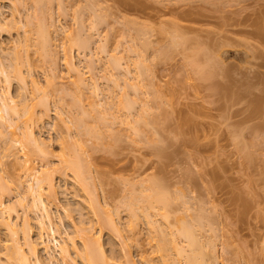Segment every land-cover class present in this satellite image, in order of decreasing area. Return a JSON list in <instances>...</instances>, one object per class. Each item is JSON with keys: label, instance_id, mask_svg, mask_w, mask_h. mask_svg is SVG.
I'll use <instances>...</instances> for the list:
<instances>
[{"label": "rangeland", "instance_id": "374dc122", "mask_svg": "<svg viewBox=\"0 0 264 264\" xmlns=\"http://www.w3.org/2000/svg\"><path fill=\"white\" fill-rule=\"evenodd\" d=\"M38 1L0 0V94L16 110L0 112L14 122L0 127V201L14 238L41 235L57 264H84L89 229L111 264H162L160 225L189 247L180 255L163 238L172 264H186L191 247L202 252L193 264H264V38L255 27L264 0ZM22 105L38 147L22 135ZM63 149L84 183L64 167ZM25 163L42 179L65 255L48 242L47 221L36 223ZM152 186L167 210L146 209ZM182 224L201 246L188 245ZM12 236L0 228V264ZM39 257L50 264L43 249Z\"/></svg>", "mask_w": 264, "mask_h": 264}, {"label": "bare ground", "instance_id": "6f19581e", "mask_svg": "<svg viewBox=\"0 0 264 264\" xmlns=\"http://www.w3.org/2000/svg\"><path fill=\"white\" fill-rule=\"evenodd\" d=\"M35 1H37V0H35ZM39 1H41L42 2V0H39ZM38 1V2H39ZM46 1V0H45ZM49 1V0H48ZM36 3V2H35ZM44 4H45V2H44ZM47 4V3H46ZM41 6V5H40ZM36 7V6H35ZM37 8H38V3H37ZM37 17H39L40 18V16H37ZM36 17V18H37ZM38 18V19H39ZM37 22V21H36ZM43 22V21H42ZM37 23H39V21L37 22ZM36 23V24H37ZM41 23V22H40ZM44 24V23H43ZM38 25V24H37ZM41 25V24H40ZM40 25H38L37 26V28L39 29V30H44L43 29V27H42V29H40L39 27H40ZM255 25H257V26H255V27H257V29H256V35H258V36H260L261 38H264V22H258V23H256ZM36 28V30L35 31H37L38 29ZM47 28V27H46ZM38 32H40V31H38ZM38 32H36L37 34H38ZM46 32H47V29L45 30V32L43 31V33L44 34H46ZM43 33H41V35L43 34ZM40 34V33H39ZM43 34V35H44ZM47 35V34H46ZM39 36V35H38ZM42 37V36H41ZM40 37V38H41ZM48 37H49V35H48ZM79 37V36H78ZM47 38V37H46ZM46 40H48V39H45V41ZM78 40V42H79V40H80V38H78L77 39ZM264 40V39H263ZM40 41V40H39ZM42 42V40L40 41V43L42 44V43H47V42ZM75 41V40H74ZM171 41H172V39H171ZM176 41V40H175ZM174 41V42H175ZM75 42H77V41H75ZM145 43H146V41H145ZM144 43V44H145ZM176 43V42H175ZM79 44V43H78ZM172 44V43H171ZM43 47L45 48V46L43 45ZM48 47V46H47ZM44 48H43V51H44ZM41 49H42V45H41ZM46 49V48H45ZM46 51V50H45ZM162 51V50H161ZM163 52V51H162ZM165 52V51H164ZM168 53V52H167ZM139 54V53H138ZM162 54V56H163V53H161ZM160 54V55H161ZM165 55V54H164ZM139 57V56H138ZM141 57V56H140ZM117 59V58H116ZM143 59V58H142ZM138 60V63H141V60L139 61V59H137ZM117 61V60H116ZM137 62V61H136ZM212 62V61H211ZM117 65H118V63H116ZM120 64V63H119ZM136 65V64H135ZM138 66V68L140 67L139 65H137ZM71 67L73 68V70L75 71V69H77L76 67H73V64H71ZM75 68V69H74ZM203 68V67H202ZM209 69V68H208ZM16 70V69H15ZM78 70V69H77ZM145 70H147L146 68H145ZM205 70V69H204ZM211 70V69H210ZM137 71V70H136ZM138 71H139V69H138ZM1 72V71H0ZM140 72V71H139ZM143 72V71H142ZM203 72V71H202ZM201 72V73H202ZM208 72H210V71H208ZM15 73V72H14ZM19 73V72H18ZM206 73H207V71H206ZM206 73H205V75H206ZM212 72H210L209 74H211ZM78 74V73H77ZM208 74V75H209ZM7 75V74H6ZM19 75V74H18ZM204 75V74H203ZM202 75V76H203ZM206 76V77H209V76ZM8 77H9V75H7ZM15 76V75H14ZM17 76V75H16ZM139 76V75H138ZM141 76H143V75H141ZM6 77V76H5ZM205 77V76H204ZM211 77V76H210ZM144 78H146V77H144ZM6 80H8L7 78H5ZM32 81V83L34 84V85H36V81H34V79H32L31 80ZM117 80H115V82H116ZM137 82V81H136ZM118 83V82H117ZM128 83V82H127ZM140 84V83H139ZM138 84V85H139ZM128 85V84H127ZM131 85V84H130ZM140 86V85H139ZM128 87H129V85H128ZM141 87V86H140ZM224 87V86H223ZM218 88V87H217ZM137 91V90H136ZM9 96L8 97H6V95L5 96H3L2 94H0V112L2 111V109L4 110H6V111H8V109L10 108L11 110H12V112L11 113H13V111L15 112L16 110H14L15 108H14V106H10L11 105V103H9ZM24 107V108H23ZM8 108V109H7ZM22 108H23V110H22ZM22 108L20 109L21 111H18V112H20V113H28L27 115L26 114H24V115H26L25 117H24V121H22V122H24L25 124H23V123H21V124H23V130L22 131H24V134L22 133V135H28L29 136V140H31V142H33L34 143V146L36 145L37 147L39 146V141L33 136V134H32V131H31V126H30V124H27V121H29L30 120V116L32 115L30 112H32V111H28L27 112V110L25 109V106H23L22 105ZM113 108V107H112ZM144 109V108H143ZM26 110V111H25ZM30 110V109H29ZM8 111V112H9ZM115 113V112H114ZM14 114V113H13ZM16 114H17V112H16ZM15 114V115H16ZM111 114H113V113H111ZM110 114V115H111ZM12 115V114H11ZM10 115V116H11ZM24 115H21V116H24ZM20 116V117H21ZM144 116V115H143ZM127 117H128V115H127ZM144 118V117H143ZM4 118H3V115H1L0 114V124H1V126L0 127H2V125L4 126V127H6V129H7V127L9 128V127H11L12 125L14 126V122L12 123L10 120H12V119H10V118H8L9 119V121H6V120H3ZM76 119V118H75ZM79 119H81V118H79ZM78 119V120H79ZM145 119V118H144ZM6 121V123L5 122H3V121ZM83 120V119H82ZM125 120H127L126 119V116H125ZM139 121V120H138ZM144 121H146V120H144ZM144 121H142V122H144ZM7 122H9V123H7ZM78 122V121H77ZM129 122V121H128ZM140 122H141V120H140ZM82 123V122H81ZM80 123V124H81ZM83 123H84V120H83ZM135 123L137 124V122L135 121ZM130 124V123H129ZM132 124H133V122H132ZM30 127H29V126ZM128 127H129V125H127ZM136 126H138V124L136 125ZM16 127L20 130V126H18L17 124H16ZM17 128H12V129H9V131L11 132V133H15V131H16V129ZM22 129V128H21ZM88 130V129H87ZM134 130H137V128L136 129H134ZM2 131H3V129H2ZM2 131L0 132V133H2ZM21 131V130H20ZM21 131V132H22ZM138 131V130H137ZM136 131V132H137ZM138 135V134H137ZM28 138V137H27ZM26 138V139H27ZM17 140V139H16ZM19 140V139H18ZM15 141V140H14ZM16 142V141H15ZM28 142V141H27ZM5 143V142H4ZM10 145L9 143H6V145ZM5 147V146H4ZM3 147V148H4ZM7 148H9V146H7ZM7 148H5V149H7ZM9 150V149H8ZM7 151V150H6ZM66 151H64V149L62 150V153L60 154V156H61V161H63L64 163V167H66V168H68V166H69V168H71V170H73V172H75L76 174H75V176L74 177H79L80 176V173H81V165H80V163H79V160L77 161L76 159H73V158H70V157H68L69 155H68V153H65ZM245 152H247V154H248V151H245ZM246 153H245V155H247ZM76 156V155H75ZM74 156V157H75ZM248 156V155H247ZM253 156V155H252ZM77 157V156H76ZM80 159V158H79ZM25 162H26V160H25ZM25 166H23L24 167V171L26 172L25 174L27 175V176H29L28 178H31V179H33L34 180V184L33 183H31V184H29L28 185V190H30L29 191V194L30 195H32V203H33V205H34V207H36L37 209H39V211L41 212V213H39V215L36 217V223L38 224V226L39 227H41V228H44V225H45V223H46V221H47V225H46V227H47V229H48V242H50L51 240H54V241H56L55 243L56 244H53V246H55L56 248H57V250L59 251V252H61L63 255H65V254H67V253H69L68 252V249H67V247L66 246H63V245H60V243L58 244V241L55 239L56 237V228L54 227V225H53V223H52V217H51V212L49 211V209H48V207L46 206V204H45V202H44V200H43V198H42V193H41V189L40 188H42L41 187V185H42V183H41V181H42V179H40V178H38V177H36L35 176V172L32 170V167H30L28 164H24ZM68 168V169H69ZM84 170V169H83ZM82 170V171H83ZM72 172V171H71ZM72 172V173H73ZM84 173V172H83ZM74 174V173H73ZM44 176V175H43ZM81 176L83 177V175H82V173H81ZM81 177V178H82ZM85 177V176H84ZM43 178V177H42ZM44 178H46L45 176H44ZM44 178H43V180H44ZM80 178V177H79ZM80 178V179H81ZM47 179H49L48 177H47ZM78 179V178H77ZM79 179V180H80ZM46 180V179H45ZM48 180H46V182H47ZM49 181H50V179H49ZM82 183H84L83 182V180L81 179L80 180ZM80 181H78V182H80ZM50 183V184H49ZM82 183H80V184H82ZM48 185H50V187H51V182H48ZM154 185V184H153ZM156 188L158 189V187L156 186ZM155 188V186H152L151 187V193H149L148 194V197L147 198H149V199H147L148 200V202H146V203H148V206H146V209H148V208H159V209H163L164 207H165V209L167 210V208H166V200H165V196L163 197V195H161V191L159 190H157ZM145 199V200H146ZM146 200V201H147ZM168 206V205H167ZM144 207H145V205H144ZM164 209V210H165ZM130 212H132V211H130ZM151 212V211H150ZM150 212H148V210L147 211H145V213L143 214V215H148L149 216V213ZM166 212V211H165ZM164 212V215H163V217L164 218H166V216L167 215H165L166 213ZM11 210H10V208L9 207H6L5 205H4V203L2 202V201H0V228L1 227H3L7 232H10L13 236L11 237V238H9V239H11V241H9V243L10 244H8V242L6 243V244H4V246L7 248V250L5 251V253L7 254V256H5V257H7L6 259H8L7 261H8V264H12V262H14V263H16L17 262V264H42V260H41V258L39 257V250L40 249H43L45 252H46V254H47V257H48V259H49V262H50V264H57L56 263V261H54V254H52L53 252H51V250H53L52 249V247L44 240V239H41L40 238V236L41 235H39V240H35V239H33V238H31V236H30V234H26L25 235V237H24V240H23V242L21 243V242H19V240H18V238H14V235H16V228H15V226L17 225V223L16 222H13L12 220H11ZM134 213V212H133ZM132 214V213H131ZM167 214H168V212H167ZM144 216V217H145ZM150 217V216H149ZM108 219H110V218H108ZM44 220H46V221H44ZM27 221V220H26ZM108 221V220H107ZM110 221V225H109V227H111V225H112V227H114L115 229H117L118 230V228H117V226H116V223H114L113 222V219H110L109 220ZM148 221H150L149 219H148ZM116 222V221H115ZM101 223H102V221H101ZM103 223H104V221H103ZM102 223V224H103ZM169 223V222H168ZM90 224V223H89ZM88 224V225H89ZM108 224V223H107ZM160 224V223H159ZM88 225H86V226H88ZM104 225V224H103ZM183 225V224H182ZM181 225V226H182ZM155 226V225H154ZM177 227L178 229L176 230L178 233H181V235L183 236V234H184V238H186V240H187V242L189 243L188 245L191 247V246H193V245H195V244H199L198 242H200V241H198L197 242V240L194 238V235H193V233L191 234V231L192 230H190V228H184V225L182 226V227ZM45 227V228H46ZM84 227V226H83ZM90 229L92 228V225H91V227L90 226H88ZM101 227V226H100ZM157 228V230H159L158 231V234L157 235H161L162 236V234H159V233H162L163 232V234L165 235L166 234V231H165V229L161 226L160 227V225H158V226H156ZM187 227V226H186ZM131 228V227H130ZM180 228V229H179ZM182 228V229H181ZM84 229L85 228H83V232H84ZM112 229V228H111ZM114 229V230H115ZM132 229V228H131ZM41 230V229H40ZM86 230V229H85ZM113 230V229H112ZM157 230H155V231H157ZM87 232V234L85 233V236H84V240H82V241H84L83 242V248L81 249V250H83V252L82 251H80V256L82 257V259H83V262H84V264H111V261L109 260L110 259V257H108V255H107V250H105V248L103 247V245H102V243L100 242L101 240H99L98 238L99 237H97L96 235L95 236H93V234H91V232L89 233V229L88 230H86ZM91 231H92V229H91ZM94 231V230H93ZM154 231V230H153ZM180 231V232H179ZM29 232H30V229H29ZM193 232V231H192ZM82 233V232H81ZM94 233V232H93ZM119 234H121L122 235V233H120L119 232ZM84 235V234H83ZM155 235V234H154ZM159 237L158 236V238L159 239H161L162 238V242L164 241V239L167 237V235H165V237ZM186 236V237H185ZM156 237V236H155ZM171 237V236H170ZM164 238V239H163ZM8 239V240H9ZM167 239V238H166ZM165 239V240H166ZM171 240L173 239V237H171L170 238ZM170 239H167V240H169L168 242H169V244H170V246H172V248L173 249H175V248H177V246L175 247L174 246V243L170 240ZM166 240V241H167ZM166 241H164V242H166ZM157 242H159L158 244H157V250H159V251H162V264H172V263H170V258H169V254H167L166 253V251H168V248H166V243H162L161 242V240L160 241H158L157 240ZM175 242V241H174ZM171 243H173L172 245H171ZM168 244V243H167ZM1 245V244H0ZM3 245V244H2ZM177 245H178V243H177ZM8 246V247H7ZM169 246V247H170ZM198 246H201V242H200V244L198 245ZM197 246V247H198ZM181 247H184V246H181ZM5 248V249H6ZM185 248L187 249H189V247H184V249H182V248H180L179 247V245H178V248L176 249L177 250V252L176 253H179L180 255H182V253H184V250H185ZM192 249H190V250H192L191 252L188 250V252H186L185 254H183L184 255V260L187 262L186 264H193L195 261H197V258H198V253H202V252H198L197 251V249L199 248H197L196 250H195V248L196 247H191ZM175 250V251H176ZM54 251V250H53ZM187 251V250H186ZM194 251H196V253L197 254H195V252ZM200 251H201V249H200ZM190 252V253H189ZM263 252H264V250H263ZM168 253H170V252H168ZM196 255H198V256H196ZM110 256V255H109ZM263 260H264V253H263ZM34 259V261L32 262V259ZM109 258V259H108ZM144 258V257H143ZM201 258H203L202 256H201ZM127 259V261H129L130 259L129 258H126ZM129 259V260H128ZM199 260H200V258H198ZM262 260V259H261ZM6 261V262H7ZM126 261V262H127ZM172 261V260H171ZM199 262H201V261H199ZM198 263V262H197ZM49 264V263H48ZM127 264H136V263H134L133 262V260H132V262L131 261H129V263L127 262Z\"/></svg>", "mask_w": 264, "mask_h": 264}]
</instances>
